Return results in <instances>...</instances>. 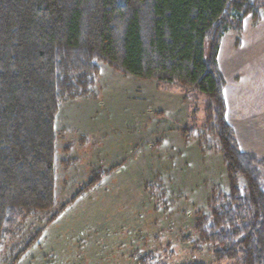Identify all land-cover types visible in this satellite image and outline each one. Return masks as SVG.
Returning <instances> with one entry per match:
<instances>
[{
  "label": "rangeland",
  "instance_id": "374dc122",
  "mask_svg": "<svg viewBox=\"0 0 264 264\" xmlns=\"http://www.w3.org/2000/svg\"><path fill=\"white\" fill-rule=\"evenodd\" d=\"M259 19L248 15L240 32L226 34L219 69L241 150L264 157V14ZM98 64L89 91L63 99L55 116L53 206L16 211L0 264H11L37 231L13 264H241L216 260L195 227L210 214L207 199L229 190L206 96Z\"/></svg>",
  "mask_w": 264,
  "mask_h": 264
},
{
  "label": "trees",
  "instance_id": "16d2710c",
  "mask_svg": "<svg viewBox=\"0 0 264 264\" xmlns=\"http://www.w3.org/2000/svg\"><path fill=\"white\" fill-rule=\"evenodd\" d=\"M261 9L264 0H0V245L16 211L52 208L55 116L63 99L89 91L104 61L206 96L229 190L207 199L196 230L216 260L264 264V157L240 150L217 64L222 36Z\"/></svg>",
  "mask_w": 264,
  "mask_h": 264
},
{
  "label": "crops",
  "instance_id": "0c3cea01",
  "mask_svg": "<svg viewBox=\"0 0 264 264\" xmlns=\"http://www.w3.org/2000/svg\"><path fill=\"white\" fill-rule=\"evenodd\" d=\"M263 12L261 13V15H260V19L262 18V16H263ZM244 19H246V17L244 18ZM259 19V20H260ZM244 21V20H243ZM260 22H262V21H260ZM253 23V22H252ZM229 32V31H228ZM228 32H226L223 36H222V38H221V41H220V46H219V51H218V55H217V64H218V67H219V53H220V51H221V44H222V42H223V40H224V38L227 36L226 34L228 33ZM223 75V74H222ZM224 77V76H223ZM234 78V77H233ZM239 77H237V79L236 80H234V85H235V88L238 86V90H240V81H241V79L239 80L238 79ZM225 79V78H224ZM235 79V78H234ZM226 88H227V81L225 80V86H224V89H223V94H224V98H225V102H226V114H227V95H226ZM237 89V88H236ZM239 92V91H238ZM241 92V91H240ZM238 114H243V111H241V113L239 112ZM258 115V111L256 112V114H252V115H249L248 117L250 118V117H254V116H257ZM247 116V115H246ZM247 117V118H248ZM226 119H227V121H228V123L231 125V127H232V129H233V124L231 123V121L228 119V117H227V115H226ZM235 138H236V136H235ZM236 141H237V143H238V146H239V148H240V144H239V141H238V139L236 138ZM240 150H241V148H240ZM243 151V150H242Z\"/></svg>",
  "mask_w": 264,
  "mask_h": 264
}]
</instances>
